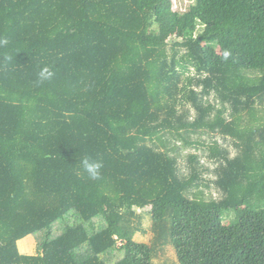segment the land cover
Returning <instances> with one entry per match:
<instances>
[{
	"label": "trees",
	"instance_id": "obj_1",
	"mask_svg": "<svg viewBox=\"0 0 264 264\" xmlns=\"http://www.w3.org/2000/svg\"><path fill=\"white\" fill-rule=\"evenodd\" d=\"M222 4L0 0V264H264V0Z\"/></svg>",
	"mask_w": 264,
	"mask_h": 264
},
{
	"label": "rangeland",
	"instance_id": "obj_2",
	"mask_svg": "<svg viewBox=\"0 0 264 264\" xmlns=\"http://www.w3.org/2000/svg\"><path fill=\"white\" fill-rule=\"evenodd\" d=\"M162 7L165 9H170L165 11V15L172 17L179 24L178 17L180 15H186L194 13L197 17V30L200 32L204 23L209 20L221 19L223 15V4L222 0H157ZM179 15V16H178ZM208 141L209 138L205 137ZM200 155H203L201 151H195ZM206 162V160H204ZM215 197V192L212 191ZM208 193V192H207ZM244 209L238 210L239 212L244 211ZM230 221V220H229ZM235 221H232L234 223ZM152 226L151 218L146 215L143 222V227L147 230L146 235L137 234L135 240L139 243L150 244L153 240V233L150 228ZM40 238L29 236L19 242V249L22 254L25 255H35L37 254V248L40 243ZM155 264H176V257L173 249L168 245L164 247V250L159 253L158 258L155 259Z\"/></svg>",
	"mask_w": 264,
	"mask_h": 264
},
{
	"label": "clouds",
	"instance_id": "obj_3",
	"mask_svg": "<svg viewBox=\"0 0 264 264\" xmlns=\"http://www.w3.org/2000/svg\"><path fill=\"white\" fill-rule=\"evenodd\" d=\"M8 44L7 39H0V46H5ZM227 56V53H225ZM54 73L50 67H43L37 73V79L35 81L37 86L44 84L46 81H49L53 77ZM84 165V170L88 174L89 178L92 180H99L101 178V168L102 164L100 162H90L88 159L82 161Z\"/></svg>",
	"mask_w": 264,
	"mask_h": 264
}]
</instances>
